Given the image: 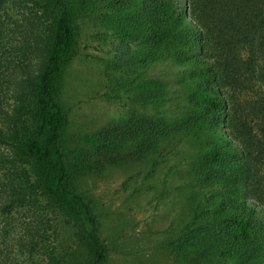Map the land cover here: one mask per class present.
<instances>
[{"label":"trees","instance_id":"obj_1","mask_svg":"<svg viewBox=\"0 0 264 264\" xmlns=\"http://www.w3.org/2000/svg\"><path fill=\"white\" fill-rule=\"evenodd\" d=\"M31 5L52 22L31 100L21 107L29 118L12 110L0 119V176L6 177L0 178V264H106L93 203L75 189V180L148 161L153 171L177 138L191 143L185 178L192 196L188 220L167 244L175 264H264V94L238 101L255 81L264 88V0ZM93 18L106 37L136 41L114 66L125 68L126 98L154 116L132 112L123 132L89 143L103 153L102 162L82 165L63 146L57 88L79 24ZM170 103L173 112L159 110ZM63 224L77 246L61 255Z\"/></svg>","mask_w":264,"mask_h":264},{"label":"rangeland","instance_id":"obj_2","mask_svg":"<svg viewBox=\"0 0 264 264\" xmlns=\"http://www.w3.org/2000/svg\"><path fill=\"white\" fill-rule=\"evenodd\" d=\"M38 13L40 17L32 9L31 0H0V119H7L4 114L12 110L29 118L21 107L31 100L33 81L46 54L44 39L52 22L51 15ZM136 46L135 40L106 37L96 18L83 19L79 24L72 56L57 88V101L65 118L62 141L71 161L78 159L82 165L102 162L103 153L89 143L123 132L132 112L153 118L150 107L140 108L126 98L125 68L114 66L125 60L127 49ZM166 78L171 87L175 85L172 72ZM263 94L262 83L255 81L238 95V101H256ZM166 107L167 113L174 111L171 103L159 110ZM178 141L163 151L169 156L153 171L148 161L129 168L105 167L75 180V189L93 203L98 237L107 252L106 264H175L167 244L188 220L192 196L185 178L192 160L191 143ZM170 168L173 172L168 173ZM0 178L6 181L5 176ZM261 207L264 211V200ZM58 231L59 254L71 253L77 246L73 232L64 224Z\"/></svg>","mask_w":264,"mask_h":264}]
</instances>
